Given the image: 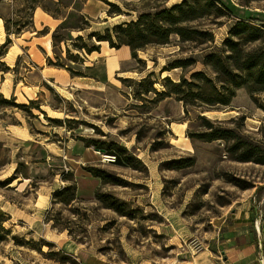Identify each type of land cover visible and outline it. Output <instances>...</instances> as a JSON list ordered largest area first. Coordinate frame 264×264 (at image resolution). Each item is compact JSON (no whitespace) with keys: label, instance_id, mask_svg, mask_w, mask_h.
Listing matches in <instances>:
<instances>
[{"label":"rangeland","instance_id":"1","mask_svg":"<svg viewBox=\"0 0 264 264\" xmlns=\"http://www.w3.org/2000/svg\"><path fill=\"white\" fill-rule=\"evenodd\" d=\"M84 1L0 0V224L6 229L0 264H192L232 210L264 193V163L237 159L240 153L229 151L236 138L196 137L205 131L199 115L234 129L264 158V93L252 96L241 87L229 106L186 108L175 96L141 98L139 82L154 72L155 88L165 91L164 78L179 81L183 71L162 69L190 57L197 61L193 71L213 76L204 55L221 50L235 19L264 23V0H217L234 19L208 10L187 23L213 32L214 42L174 34L168 44L139 50L141 61L134 58L130 72L90 81V88L60 87L43 67L56 75L68 68L88 74V55L74 44H92L90 32L182 0H113L109 10L114 3L122 14L105 19L86 18ZM104 45L101 61L111 54ZM95 141L113 148L111 154L119 148L122 157L108 161Z\"/></svg>","mask_w":264,"mask_h":264},{"label":"trees","instance_id":"2","mask_svg":"<svg viewBox=\"0 0 264 264\" xmlns=\"http://www.w3.org/2000/svg\"><path fill=\"white\" fill-rule=\"evenodd\" d=\"M43 1L38 0V6ZM204 3V7L201 8L199 6L200 0H182L180 3L161 11L141 14L136 19L109 26L104 32H90L88 38L94 40L92 44L79 45L75 43L74 46L86 54H91L101 50L102 42H108L112 48L127 45L131 48L133 58L138 59L139 50H144L150 44H168L174 34L179 35L181 41H197V36H207L208 41L214 42L213 32L200 30L197 27L187 25V23L199 19L208 10L216 11L215 17L217 18L228 16L229 19H234V17L230 9L224 4L220 3L218 6L217 0H205ZM110 5H112L109 10L110 15L122 14V9L118 5L114 3H110ZM43 7L47 10L45 6ZM32 8L36 9L37 6ZM47 11L49 12V10ZM215 23L220 24L221 22H217L215 19ZM18 27L17 35L21 33V25L19 24ZM61 28H63L62 24L53 33L54 46ZM85 29L86 27L79 26L77 30L85 31ZM8 32L11 33L10 28H8ZM83 38L81 35L77 37L78 40H83ZM257 43L259 45L256 47L251 46ZM68 51L70 50L68 49ZM49 62L53 63L51 59ZM196 63V59L190 57L174 60L169 67H164L163 71L181 69L183 75L179 81H174L170 76L164 78L166 90L161 92L154 86L156 81L153 79L154 72H150L139 82L140 86L143 84L145 86L138 91V95L144 98L145 94L154 92L160 101L175 96L187 108L189 105L229 106L236 97L237 89L241 87H246L252 96L264 93V23L256 24L252 19H235L229 29L228 36L223 41L221 50H212L204 55L203 63L212 68L213 76L204 70L193 71L191 67ZM68 69L73 76H82L81 72L73 68ZM187 73H191L190 79L186 77ZM3 102L17 106L15 102L5 98H3ZM199 119L202 120L205 131L196 134V137L205 141L219 139L229 141L236 138L238 141L229 148V151L233 154L240 153L237 159L264 163V158L255 157L253 147L244 141L234 129L218 127L205 115H199ZM189 135L195 137L192 134ZM93 144L99 150L105 149L106 154H111L109 151L113 149L105 148L103 143L99 141H95ZM114 151L119 154L120 158L122 157L119 148L114 149ZM117 154L111 155H115L117 159ZM190 165L192 163L181 167ZM92 171L95 176L102 177L100 170L92 169ZM5 230L0 224V243L4 240L3 232Z\"/></svg>","mask_w":264,"mask_h":264},{"label":"crops","instance_id":"3","mask_svg":"<svg viewBox=\"0 0 264 264\" xmlns=\"http://www.w3.org/2000/svg\"><path fill=\"white\" fill-rule=\"evenodd\" d=\"M110 1L113 0L84 1L83 11L86 18L105 19L107 14L110 15L108 7ZM55 19L60 22L62 20L57 17ZM104 43L106 42L101 43L100 51H94L85 57L88 74L73 76L69 71L61 69L56 75L52 68L43 67L44 77H52L60 87L90 88V81H109L119 70L130 72L129 70L134 67L131 48L127 45L120 48L108 46L111 54L101 61L100 57L106 49ZM221 227L223 231L212 240L210 243L212 246L198 252L192 264H264V193L259 198L257 193L248 203L232 210L229 217L223 220Z\"/></svg>","mask_w":264,"mask_h":264},{"label":"built area","instance_id":"4","mask_svg":"<svg viewBox=\"0 0 264 264\" xmlns=\"http://www.w3.org/2000/svg\"><path fill=\"white\" fill-rule=\"evenodd\" d=\"M105 158L108 160V161H113L115 162L116 161V156L115 155H106Z\"/></svg>","mask_w":264,"mask_h":264},{"label":"bare ground","instance_id":"5","mask_svg":"<svg viewBox=\"0 0 264 264\" xmlns=\"http://www.w3.org/2000/svg\"><path fill=\"white\" fill-rule=\"evenodd\" d=\"M49 47H51V44L49 43Z\"/></svg>","mask_w":264,"mask_h":264},{"label":"water","instance_id":"6","mask_svg":"<svg viewBox=\"0 0 264 264\" xmlns=\"http://www.w3.org/2000/svg\"><path fill=\"white\" fill-rule=\"evenodd\" d=\"M98 151H100V150L98 149Z\"/></svg>","mask_w":264,"mask_h":264}]
</instances>
